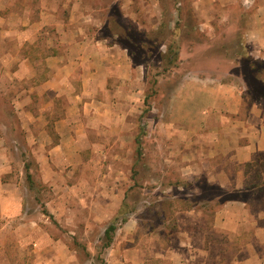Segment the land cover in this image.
Segmentation results:
<instances>
[{"label":"crops","instance_id":"0c3cea01","mask_svg":"<svg viewBox=\"0 0 264 264\" xmlns=\"http://www.w3.org/2000/svg\"><path fill=\"white\" fill-rule=\"evenodd\" d=\"M240 1L201 3L207 10L227 6L228 18ZM116 2L0 0V105L9 108L0 118V264H80L62 234L39 224L33 190L37 184L48 188L47 213L65 215L74 199L68 179L86 169L93 139L122 138L127 118L137 115L129 54L114 32L102 29L114 25L100 14ZM251 5L246 23L238 6L235 21L245 24L239 34L227 35V62H214L208 72L192 70L170 95L168 118L147 120L148 138L157 146V139L168 142L169 162L199 176L212 191L201 202L213 203L212 210L202 205L179 213L178 236L153 250L157 264H264V212L249 207L251 190L264 187V76L255 66L261 62L264 72V0ZM233 23L227 20L228 27ZM243 59L254 63L253 87L242 75ZM89 186L94 192V183ZM111 186L119 187L115 180ZM92 192L75 199L90 203L85 209L111 203L109 219L118 215L119 200L114 209V200ZM117 232L103 249L109 264H146L140 250L115 244Z\"/></svg>","mask_w":264,"mask_h":264},{"label":"rangeland","instance_id":"374dc122","mask_svg":"<svg viewBox=\"0 0 264 264\" xmlns=\"http://www.w3.org/2000/svg\"><path fill=\"white\" fill-rule=\"evenodd\" d=\"M202 1L204 0H131L128 3V0H117L114 7L111 6L100 14L102 19L114 24H107L102 29L115 33L114 40H117L121 49L126 50L131 59L137 84V115L135 118H127L125 125L129 128L125 126L122 138L93 139L95 147L89 150L86 169L72 173L68 179L74 199L67 204L70 210L65 215L59 212L53 218L47 213L43 200L47 198L48 188L37 184L39 188L35 187L33 190V196L37 194L35 199L39 198L38 204L33 205V210L37 209L36 205L39 206L38 212L42 215L39 224L48 229L54 227L59 236L62 234L70 250L77 251L75 255L80 264L111 263L107 261L108 251L102 247V233L114 219L118 229L115 244L120 245L123 250H140L141 258L146 260V264H157L154 257L156 252L154 254L153 250L165 248L169 237L178 236L179 213L204 205L201 198H208L212 193L203 184V180L198 179L199 176L191 178L190 174L181 172L175 163L169 162L172 157L169 156L171 151L168 142L161 143L157 139L160 143L157 146V141L147 136L150 130L147 120L168 118L165 114L169 110L170 95L178 83L191 79L192 70L201 68L208 72L214 62H227V35L239 34L243 30L253 8L251 0H241L237 5H232V16L227 18V6L216 3L207 10ZM98 2L103 7L107 5L106 0ZM238 6L245 10V15L239 13ZM237 15H241L245 23H236ZM227 20H233L234 26L228 27ZM168 50L169 54L178 53L173 65L163 63L162 57ZM242 63V67L247 66L242 70V75L253 87L254 82L249 74L253 70V64L244 59ZM261 65L259 61L256 63L264 76ZM145 99L147 105L144 104ZM8 110L9 108L0 105V118ZM137 138L140 140V156L136 153ZM254 174L255 172H251L250 180ZM190 179L197 181L199 189L194 188ZM112 180L117 181L119 187L111 186ZM91 182L95 185L94 192L89 186ZM257 182H261V179H257ZM43 189L45 193H42ZM89 191L94 197L103 193L105 200H114V209L119 200L118 215L116 213L109 219L111 213L105 208L111 206V203L105 201L97 202L92 209H85L90 203L78 202L75 196L85 198L90 196ZM251 192L250 209L264 212V187ZM204 206L207 210L213 209V203H205ZM101 216H104L103 220L94 221ZM209 220L202 219L201 224L207 226ZM174 238L170 239L172 243Z\"/></svg>","mask_w":264,"mask_h":264},{"label":"trees","instance_id":"16d2710c","mask_svg":"<svg viewBox=\"0 0 264 264\" xmlns=\"http://www.w3.org/2000/svg\"><path fill=\"white\" fill-rule=\"evenodd\" d=\"M177 52L175 54L170 53L169 54V50L163 55L162 60L164 61L163 63H166V65H173L176 63L177 61ZM249 61V60H247ZM252 66H254V63ZM256 66V65H255ZM254 66V68H255ZM258 67V66H257ZM147 100H144V104L147 105ZM139 138H137L135 140V143L137 145V149H136V153L138 156L141 155V149H140V142H139ZM26 181L29 184V186L31 187L33 185V182L31 181V176L27 173L26 175ZM120 212V211H119ZM114 221H116V219H114ZM114 221L106 228V230L104 231L103 234V238H102V247L103 249H106L110 246V244L112 243L115 231H116V226L114 224Z\"/></svg>","mask_w":264,"mask_h":264}]
</instances>
